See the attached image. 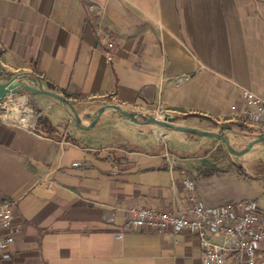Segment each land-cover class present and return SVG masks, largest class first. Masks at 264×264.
Here are the masks:
<instances>
[{"label": "crops", "instance_id": "crops-1", "mask_svg": "<svg viewBox=\"0 0 264 264\" xmlns=\"http://www.w3.org/2000/svg\"><path fill=\"white\" fill-rule=\"evenodd\" d=\"M21 72L80 124L49 94L7 95L20 111L0 116V206L14 202L19 231L0 264H201L196 234L127 227L131 208L181 210L185 178L207 206L255 196L219 139L111 107L90 126L89 113L161 105L202 130L239 121L242 88L264 95V0H0V83Z\"/></svg>", "mask_w": 264, "mask_h": 264}, {"label": "built area", "instance_id": "built-area-1", "mask_svg": "<svg viewBox=\"0 0 264 264\" xmlns=\"http://www.w3.org/2000/svg\"><path fill=\"white\" fill-rule=\"evenodd\" d=\"M104 36L109 49L106 55L112 60L110 49L114 47V43L109 34ZM242 96L244 109L239 121L264 134V95L243 87ZM7 99L8 96L0 99V116L18 117L20 110L14 112L15 109L11 108ZM135 112L162 119L175 114L161 105L154 108L140 107ZM184 184L188 195L181 210L132 207L126 226L196 234L201 243V264H264V210L258 202L254 199H238L207 206L197 197L195 181L192 178H185ZM14 219V202L1 205L0 253L14 241L19 231ZM115 237L121 239L122 235L118 233Z\"/></svg>", "mask_w": 264, "mask_h": 264}, {"label": "water", "instance_id": "water-1", "mask_svg": "<svg viewBox=\"0 0 264 264\" xmlns=\"http://www.w3.org/2000/svg\"><path fill=\"white\" fill-rule=\"evenodd\" d=\"M40 82H41L40 78H38L33 72L18 73L15 76H13L11 79H9L8 81L0 83V99L9 93H18V92L23 91V90H27V91H30L33 93L43 92V93L49 94V95L59 99L60 101H62L64 103H67L70 106V108L72 109L76 120L80 124L79 114L77 113V111H76L74 105L71 103V101L69 99H67L65 96H63V95H61L55 91L44 89ZM106 107L114 108V109L118 110L121 114H123L124 116H126V117H128L134 121H137L138 123H153V124L169 127L170 129L178 130L181 132H186V133H190V134H199V135H203V136L222 139L224 141L225 145L227 147H229L232 150V152L237 154V155L243 154L254 143H257L260 141L264 142V134L260 133V134H257L256 137L249 142L248 146L244 150H241V151L235 150L231 147V145L229 144V142L227 140V136L224 134L225 131L231 129L229 126L222 125L219 128V131L202 130V129H199L197 127H189V126L178 124V123H176V120H177L176 117L159 119L155 116H147L143 113H138L135 111H127L126 109H124L120 105L114 104V103L103 105L102 107H100L98 109L97 112L89 113V116L92 118V122H91L90 126H92L97 121V119L99 118V116L101 115V113L103 112V110ZM138 117H142L143 121L137 120Z\"/></svg>", "mask_w": 264, "mask_h": 264}, {"label": "rangeland", "instance_id": "rangeland-1", "mask_svg": "<svg viewBox=\"0 0 264 264\" xmlns=\"http://www.w3.org/2000/svg\"><path fill=\"white\" fill-rule=\"evenodd\" d=\"M24 91H27V90H24ZM9 94H16V93H9ZM11 108H15L16 110H18L17 109L18 107L16 104H12ZM159 119H162V118H159ZM222 125H227V124L226 123L220 124L217 127L218 129L216 131H219V128ZM257 134H260V131H258L257 129L241 130L238 128H232V130L230 131V134L227 136V140L233 149L241 151V150H244L248 146L249 142L252 139H254ZM212 138L213 137L203 136V139L209 140V143L213 141L217 142L219 139V138H213V140H210ZM219 140H220V145H219V149H217L218 152H220L218 153L219 158L225 159V157L226 158L229 157L232 160H234V163H236L240 173L243 174L245 178H247L248 183L255 190L254 197H244L241 199H254L258 202L260 207L264 210V142L260 141V142L254 143L243 154L237 155L233 153L232 150L225 145L222 139H219ZM188 148H190V150H193V149L198 150L200 149V146L198 147L194 146V144L190 142L188 144Z\"/></svg>", "mask_w": 264, "mask_h": 264}, {"label": "trees", "instance_id": "trees-1", "mask_svg": "<svg viewBox=\"0 0 264 264\" xmlns=\"http://www.w3.org/2000/svg\"><path fill=\"white\" fill-rule=\"evenodd\" d=\"M37 124H39V126L41 125V127H44V128H50L51 127L48 120L42 116L38 117ZM226 126H229L230 128H238L241 130H253L254 129V128L248 127L247 125L243 124L241 121L229 123Z\"/></svg>", "mask_w": 264, "mask_h": 264}, {"label": "bare ground", "instance_id": "bare-ground-1", "mask_svg": "<svg viewBox=\"0 0 264 264\" xmlns=\"http://www.w3.org/2000/svg\"><path fill=\"white\" fill-rule=\"evenodd\" d=\"M17 111H18V110H16V109H15V111H14V112H17Z\"/></svg>", "mask_w": 264, "mask_h": 264}]
</instances>
